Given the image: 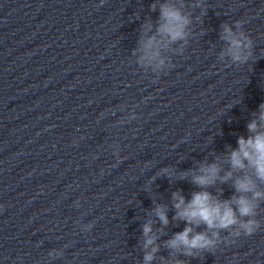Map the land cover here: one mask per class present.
Returning a JSON list of instances; mask_svg holds the SVG:
<instances>
[{
    "label": "clouds",
    "instance_id": "1",
    "mask_svg": "<svg viewBox=\"0 0 264 264\" xmlns=\"http://www.w3.org/2000/svg\"><path fill=\"white\" fill-rule=\"evenodd\" d=\"M186 7V0H153L150 10H158L159 15L155 21L147 17L140 25L137 47L132 53L137 65L157 75L174 66L169 54L183 53L192 34L193 16ZM191 7H200L202 16L207 15L201 0ZM243 24L244 21L238 20L220 25V40L227 45L219 53L221 62L239 66L252 57L253 40L243 30ZM252 116L246 126L247 136L239 135L236 147L228 144L223 153H212L211 162L206 157L196 161L194 167L179 171L168 165L150 177L152 182L158 176H165L170 182L185 180L198 190H193L190 198L182 189L171 193V208L175 213L171 221L169 206L153 201L155 206L149 216H154L160 227L154 230L156 221L151 218L142 225V264H153L157 259L161 249L158 240L172 221H182L185 226L163 242L168 256H161L160 264H189L180 257L197 258L201 253L213 252L222 243L232 244L236 238L251 236L260 228L261 220L257 217L264 204V103ZM115 154L119 155L118 148ZM225 184L234 190L228 198H222L224 189L219 187ZM92 226L88 223L84 231ZM62 256V249L48 252L49 258Z\"/></svg>",
    "mask_w": 264,
    "mask_h": 264
}]
</instances>
